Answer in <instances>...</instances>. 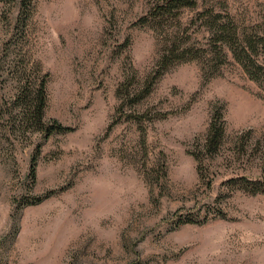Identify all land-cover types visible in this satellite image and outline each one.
<instances>
[{"label":"rangeland","instance_id":"1","mask_svg":"<svg viewBox=\"0 0 264 264\" xmlns=\"http://www.w3.org/2000/svg\"><path fill=\"white\" fill-rule=\"evenodd\" d=\"M153 1L34 0L25 17L0 1V264H264V85L200 60V7L264 32V0L143 24ZM165 46L187 50L163 68ZM39 76L45 120L71 129L45 141L12 105ZM216 108L225 136L200 163Z\"/></svg>","mask_w":264,"mask_h":264},{"label":"trees","instance_id":"2","mask_svg":"<svg viewBox=\"0 0 264 264\" xmlns=\"http://www.w3.org/2000/svg\"><path fill=\"white\" fill-rule=\"evenodd\" d=\"M4 4H12L16 0H0ZM34 0H19L20 13L25 17L32 10ZM198 0H154L151 2L148 15L141 18V23H147L149 19L159 20L165 17L180 18L185 9H196ZM222 6L216 8L213 4H204L200 7V24L206 39V44L200 46V60L207 64H214L219 68L221 64L232 58L242 67L243 71L253 81L264 85V32L257 28L259 24L252 25L241 22L228 12L221 10ZM224 13V14H223ZM165 51L160 60L161 67H168L170 64L181 61L187 48L178 46H165ZM177 59V60H176ZM163 65V66H162ZM29 76V75H28ZM24 89L12 100L14 111L18 114V120L21 125H25L22 131L26 133L38 134L41 141L47 140L53 134L68 132L71 129L62 126L56 121H47L44 118L46 106L45 77H37L34 84L29 79L26 80ZM152 84L143 94L125 88V98L132 101V104L138 103L143 97L150 93ZM124 99V98H122ZM127 100V101H128ZM225 136V126L223 114L219 108L215 109L212 115L207 133L201 142L196 146L194 157L200 163L203 162L205 155H214L222 145ZM39 150V149H38ZM36 158H32L29 170V178L32 183L36 179ZM230 182L238 184L240 189H244L251 194L262 192L260 184L249 179L246 176H240L231 179ZM49 196L37 197L35 203H41Z\"/></svg>","mask_w":264,"mask_h":264}]
</instances>
